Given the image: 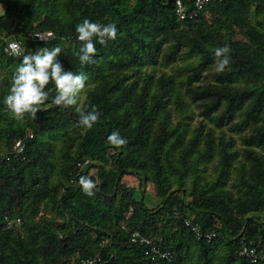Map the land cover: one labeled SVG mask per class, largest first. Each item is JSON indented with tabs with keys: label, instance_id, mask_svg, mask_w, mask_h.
<instances>
[{
	"label": "trees",
	"instance_id": "1",
	"mask_svg": "<svg viewBox=\"0 0 264 264\" xmlns=\"http://www.w3.org/2000/svg\"><path fill=\"white\" fill-rule=\"evenodd\" d=\"M0 4V264H264L241 254L264 253V1L209 0L185 20L174 0ZM84 19L117 27L90 64L77 55ZM36 30L55 37L34 41ZM13 38L24 54L61 47L63 68L88 77L77 106L97 107L91 129L76 107L53 103L52 83L37 119L12 117L4 97L22 62L5 51ZM225 46L230 63L218 72ZM114 131L126 145L108 142ZM81 177L96 182L94 196ZM133 231L169 255L151 259Z\"/></svg>",
	"mask_w": 264,
	"mask_h": 264
},
{
	"label": "clouds",
	"instance_id": "2",
	"mask_svg": "<svg viewBox=\"0 0 264 264\" xmlns=\"http://www.w3.org/2000/svg\"><path fill=\"white\" fill-rule=\"evenodd\" d=\"M76 32L77 39L82 44L77 53L81 64L94 63L93 58L97 53L96 42L106 45L108 41L117 37V27L114 23L103 24L89 19H84L78 24ZM9 47L13 55L22 56V62L12 74L9 92L4 97V104L15 120L23 121L26 116L33 120L37 119V113L43 109L49 99L46 88L52 83L57 93L53 103L63 108L76 107L80 115V124L88 129L93 127L100 115L97 107L93 105L91 110H87L77 106L88 77L83 73L74 74L63 68L58 60L62 52L61 47L56 46L51 49L41 47L29 54H24V49L17 42H13ZM229 52L227 46L215 50L218 72H223L229 65ZM221 57L222 59H219ZM108 142L116 147H122L127 143L117 131L108 136ZM79 183L86 195H95L93 191L96 187L95 181L81 177Z\"/></svg>",
	"mask_w": 264,
	"mask_h": 264
},
{
	"label": "built area",
	"instance_id": "3",
	"mask_svg": "<svg viewBox=\"0 0 264 264\" xmlns=\"http://www.w3.org/2000/svg\"><path fill=\"white\" fill-rule=\"evenodd\" d=\"M208 1L209 0H194L192 10L188 11L181 0H174V7H175L174 11L177 17L181 20L192 19L197 15L198 11L201 10ZM31 36L32 39L37 42H44L55 37L54 33L51 30H36L32 33ZM13 42L19 43L20 46L23 48L20 40L16 38L8 39L6 41L5 51L10 55L13 54H12V49L9 47V45L12 44ZM29 136L31 137L32 135L29 134ZM23 147H24L23 142L20 139L17 140L13 146L14 154L19 155L20 153H22ZM14 222L19 223L20 221L17 218L15 219ZM14 222L11 219L7 220V226L12 225ZM185 224L187 226H191V229L197 235H199V226L197 224H191V222L188 219L185 220ZM122 227L124 226L122 225ZM129 240L133 243H139L148 246V248L145 250V254L149 255L151 259H154L156 257H167L169 255V252L162 251L159 248L155 247L154 245H152L151 240L149 238L141 235L137 231H133L129 233ZM241 254H245L246 256H249L250 258H252L253 261H256L258 259H264V253L262 252L257 253L253 248L243 247L241 250ZM94 261L95 258H87L81 260V264H89V262L93 264Z\"/></svg>",
	"mask_w": 264,
	"mask_h": 264
},
{
	"label": "rangeland",
	"instance_id": "4",
	"mask_svg": "<svg viewBox=\"0 0 264 264\" xmlns=\"http://www.w3.org/2000/svg\"><path fill=\"white\" fill-rule=\"evenodd\" d=\"M2 10H3V7L0 4V12ZM236 37H238L239 39H243L244 38V36L242 34H240V33H238ZM187 113H189V115L191 117V119H190L191 120V125H192L191 127H193V125L200 119V117H198L196 115V110L192 109L191 107L188 108ZM216 133H218V131H216ZM233 137L235 138V140H236V142L238 144L241 143V139H240V137L238 135H234ZM124 180L129 186H132V185L136 184V182L134 181V178L126 177V178H124ZM145 191H146L145 199L147 201L151 200L152 199V195H151L152 194V187L149 186Z\"/></svg>",
	"mask_w": 264,
	"mask_h": 264
},
{
	"label": "crops",
	"instance_id": "5",
	"mask_svg": "<svg viewBox=\"0 0 264 264\" xmlns=\"http://www.w3.org/2000/svg\"><path fill=\"white\" fill-rule=\"evenodd\" d=\"M127 177H130V176H127ZM130 178H132V177H130Z\"/></svg>",
	"mask_w": 264,
	"mask_h": 264
}]
</instances>
